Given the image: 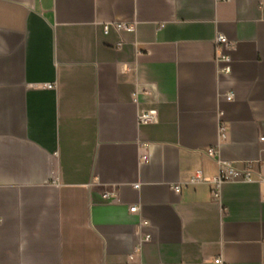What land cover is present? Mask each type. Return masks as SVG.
Instances as JSON below:
<instances>
[{
  "label": "crops",
  "instance_id": "crops-1",
  "mask_svg": "<svg viewBox=\"0 0 264 264\" xmlns=\"http://www.w3.org/2000/svg\"><path fill=\"white\" fill-rule=\"evenodd\" d=\"M262 136L264 0H0V264H264Z\"/></svg>",
  "mask_w": 264,
  "mask_h": 264
},
{
  "label": "built area",
  "instance_id": "built-area-1",
  "mask_svg": "<svg viewBox=\"0 0 264 264\" xmlns=\"http://www.w3.org/2000/svg\"><path fill=\"white\" fill-rule=\"evenodd\" d=\"M116 29L118 32H121L123 30H132L134 29L131 25H125V24H117ZM106 30H108V26H106ZM216 45L219 50H221L216 58V62L219 65V73L223 75H229L232 71V57L230 52L234 50L235 44L230 42L228 38L224 35H218L216 38ZM52 85H48V88H52ZM228 101H232L234 99V94L229 93L226 96ZM157 120V111L150 110L143 112L139 115V121L144 124L153 123ZM220 134L221 138H225V127L224 124H221L220 126ZM260 141L264 143V136L260 138ZM207 155L211 158H214L215 151L213 149H209L207 151ZM145 161H147V157L143 158ZM220 173L219 175L214 178L211 181V184L215 186L217 191L215 193L217 194L218 190L222 187V185L226 182L230 181H236L241 180L246 183H253L257 182L259 183L264 191V175L260 170L257 169V164L255 162H248L245 164V166L242 169H237L233 163L227 162V161H220ZM264 164V162H263ZM204 183V180L201 176V173L198 172L194 177L191 178L189 182H187L186 185H197ZM135 188H139V185H136ZM180 185L175 186V191H180ZM116 196V194L113 191L106 192L104 194V198L106 200L112 199ZM138 210L137 206H134L131 208V213H136ZM151 236L147 235L145 239L141 242H139L138 246L140 247L141 243L144 242H150ZM216 264H229L225 262L222 258H217L215 260Z\"/></svg>",
  "mask_w": 264,
  "mask_h": 264
}]
</instances>
